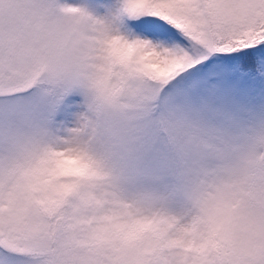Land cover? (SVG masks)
I'll return each instance as SVG.
<instances>
[{"label":"snow or ice","instance_id":"6c2138e0","mask_svg":"<svg viewBox=\"0 0 264 264\" xmlns=\"http://www.w3.org/2000/svg\"><path fill=\"white\" fill-rule=\"evenodd\" d=\"M0 264H264V0H0Z\"/></svg>","mask_w":264,"mask_h":264}]
</instances>
